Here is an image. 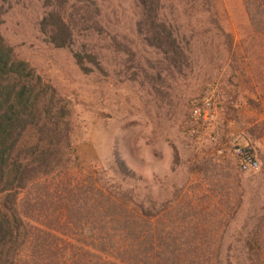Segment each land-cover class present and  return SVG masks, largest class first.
Segmentation results:
<instances>
[{"label": "rangeland", "instance_id": "1", "mask_svg": "<svg viewBox=\"0 0 264 264\" xmlns=\"http://www.w3.org/2000/svg\"><path fill=\"white\" fill-rule=\"evenodd\" d=\"M47 1L55 4L10 0L2 33L69 103L78 161L64 176L72 186L108 198L106 209L122 204L118 219L132 213L143 224L152 216L154 228L162 220L161 229L176 235L208 233L215 253L209 260L245 262L253 254L264 261V28L251 25L244 0H215L210 10L201 0L164 4L157 25L164 24L171 32L163 33L177 37L181 48L152 40L153 26L134 0H92L87 30L78 25L76 44L55 47L40 32L51 10ZM72 4L64 8L70 12ZM82 7L77 3L79 14ZM208 92L215 115L198 131L191 105ZM233 137L254 149L256 172L241 171ZM59 213L64 223L66 210ZM78 226L65 240L79 259L125 264L118 231L109 230V243L103 233L101 247L92 223Z\"/></svg>", "mask_w": 264, "mask_h": 264}, {"label": "trees", "instance_id": "2", "mask_svg": "<svg viewBox=\"0 0 264 264\" xmlns=\"http://www.w3.org/2000/svg\"><path fill=\"white\" fill-rule=\"evenodd\" d=\"M70 1L74 4L69 12L64 5ZM134 1L147 13L146 21L153 26V41L181 48L177 37L163 33L171 31L164 24L157 25V19L166 3L189 4L196 0ZM201 2L202 6L209 2L208 10L215 6V0ZM47 3L51 10L40 21V32L55 47L75 45L78 25L82 23L84 29H80L87 30L92 0ZM77 3H83L81 14L76 9ZM244 3L254 29L264 28V0H244ZM10 8V0H0V264H91L82 257L79 259L81 254L74 252L75 245L65 240L66 235L69 239L73 237L82 220L97 228L100 233L97 243L101 247L106 242L103 233L109 243V230L113 227L118 231L125 245L118 255L125 257V264H264L253 254L245 262L233 260L229 255L223 262L213 257L209 260L207 256L215 253L209 246L212 238L208 233L204 238L192 230L176 235L173 229H161L160 223L166 225L162 220H157L158 226L154 228L152 216H144L143 224L132 213L122 214L118 219L116 208L126 210L122 204L115 201L109 205L108 198L94 199L93 189L85 191L84 186H72L70 178L64 176L66 169L76 167L78 161L69 103L36 72L30 60L17 55L16 47L6 41L2 26ZM94 14L97 16V11ZM64 210L67 218L62 223L59 212ZM116 221L123 223L124 228ZM146 229L149 232L143 237ZM124 236H130L132 242H126ZM217 244L219 254L223 246Z\"/></svg>", "mask_w": 264, "mask_h": 264}, {"label": "built area", "instance_id": "3", "mask_svg": "<svg viewBox=\"0 0 264 264\" xmlns=\"http://www.w3.org/2000/svg\"><path fill=\"white\" fill-rule=\"evenodd\" d=\"M215 109V99L209 92L193 101L190 116L193 121L199 125L197 128L198 131L203 127L208 128L212 124ZM211 139L216 140V137L211 136ZM231 141L232 152L238 161L241 171L246 173L256 172L260 168V164L254 149L247 145L244 146L239 138L233 137Z\"/></svg>", "mask_w": 264, "mask_h": 264}]
</instances>
